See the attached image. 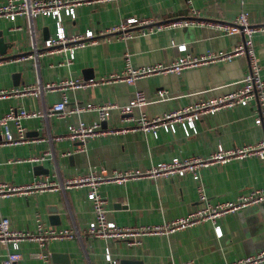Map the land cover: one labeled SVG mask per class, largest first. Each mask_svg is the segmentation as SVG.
I'll return each mask as SVG.
<instances>
[{"label":"crops","instance_id":"1","mask_svg":"<svg viewBox=\"0 0 264 264\" xmlns=\"http://www.w3.org/2000/svg\"><path fill=\"white\" fill-rule=\"evenodd\" d=\"M6 0H0V3ZM198 16L192 24L165 27L153 32L120 38L117 34L99 35L94 44L76 49L68 62L65 52L46 50L45 40L57 29L55 19L38 16L34 19L19 15L15 20L0 17V31L10 44L6 53L0 52V89L36 85L40 92L0 97V116L12 106L45 110L68 97V109L86 102L107 100L127 104L137 90L150 98L144 108L136 107L133 115L113 110L102 125L131 126L142 111L150 116L188 104L198 98L225 93L234 87L248 70V57L188 67L180 72L154 74L133 83L125 81L99 84L88 88L49 90L45 84L66 78H101L119 72L125 66V53H131L134 66L168 63L182 54H201L208 50L232 48L242 34H225L200 21L233 20L248 11L255 25H264V0H114L82 4L76 16H65L66 32L92 30L100 33L130 17L154 18L158 22ZM256 51L264 77V30L254 33ZM185 45V50L180 45ZM12 46V47H11ZM46 50L30 58H15L31 53L35 47ZM12 55V56H11ZM18 75V76H17ZM18 80L19 84L15 83ZM160 90L166 95L158 96ZM257 105H237L202 117L196 132L185 133L158 130V134L143 130L112 132L89 140L85 150L78 151L75 140H53L67 131L69 124L99 120L98 112L87 110L60 116L57 113L23 119L26 142L0 147V178L17 184L50 177L64 180L76 173L93 168L108 172L129 167L147 168L173 156L208 155L218 144L232 147L262 138L263 128L254 123ZM3 136L0 127V139ZM48 150L44 160L33 158ZM44 166L48 173L40 171ZM202 182L213 201L235 199L254 188L264 189V159L250 157L207 166L202 170ZM101 193L107 198L109 219L122 225L161 223L185 215L200 206L196 183L191 176L142 178L122 184H103ZM86 187L33 191L0 197V218L8 216L16 229H36L37 219L57 228L83 230L95 218ZM57 208V212L52 211ZM58 216V220L53 217ZM193 225L170 234L146 235L139 245L125 240L105 238H73L53 240L41 246L33 240L20 243L22 264H106L105 250L109 248L120 264H232L245 256L264 250V201L228 213L218 220ZM7 248L0 245V263ZM49 254L44 260L39 254ZM264 264V261L259 263Z\"/></svg>","mask_w":264,"mask_h":264},{"label":"built area","instance_id":"2","mask_svg":"<svg viewBox=\"0 0 264 264\" xmlns=\"http://www.w3.org/2000/svg\"><path fill=\"white\" fill-rule=\"evenodd\" d=\"M110 1L114 0H6L0 3V17L10 20H15L19 15H25L31 19L41 15L53 17L57 29L54 35L46 38L44 47L51 52H65L66 56H68V62H71L74 58L76 49L86 44L96 43L99 35L109 36L110 34H117L120 38H126L133 35L134 28H137L140 33H146L165 27H177L197 22L195 17L198 16V11L196 8H192L194 14L192 17L164 22H158L154 18L130 17L98 34L92 30L71 34L66 32L64 17L70 16L74 18L76 16V8L79 5ZM242 2H245V0H242ZM200 22L202 25L211 26L220 33L242 34V38L230 49L208 50L201 54H182L168 63L159 62L134 66L131 53L126 52L125 66L119 72H113L101 78H66L59 82H49L45 84V87L52 90L60 88H88L117 81L133 83L138 79L154 74L180 72L188 67L228 61L237 56H247L248 70L236 82L237 85L233 89L225 93L198 98L183 106L167 110L161 115L150 116L146 111H142L139 117L134 118L136 120L135 124L118 128L104 126L102 123L107 120L113 110H118L121 114L127 116L129 114L133 115L136 107L144 108L150 102V98H148L145 91L137 90L133 98L123 105L107 100L101 103L86 102L84 104H75L68 109L69 100L64 94L60 101L53 103L43 111L27 109L22 106H12L0 116V127L3 134L0 139V147L26 142V129L23 125L24 118L53 113L65 116L87 110L97 111L99 120L93 123L85 121L71 123L65 133L54 135L53 140H62L64 138L75 140L78 142L77 150L82 151L85 150L89 140L112 132L143 130L157 135L158 130L161 128L175 132L177 128L182 127L185 133L189 134L196 132V123L202 117L223 109L251 103L257 105L254 123L261 126L264 132V77L262 75V64L254 42V33L264 30V25L253 24L250 20L249 12L245 10H242L233 20L210 19ZM180 48L185 50V45H180ZM46 50H39L36 46L31 53H21L15 58L7 59L36 57L41 53L43 54ZM1 62H3L2 59H0ZM38 92L40 90L36 85H24L20 88L0 89V97ZM164 95H166L165 90L158 92V96L163 97ZM49 153L46 150L33 159L44 160ZM250 157L264 159V134L256 142H248L232 147L218 144L215 150L208 155L173 156L169 160L158 161L147 168L129 167L124 170H113L112 172H108L104 168H93L87 172L76 173L60 181L47 176L21 184L4 181L0 178V197L33 191L86 187L88 189V200L95 214V218L83 230L57 228L47 224L40 218L36 221V229H16L11 226V220L8 216H2L0 218V245H4L7 248V252L0 264H22L19 246L24 240H33L44 246L47 242L53 240L105 238L125 240L130 244L139 245L142 243V238L146 235L170 234L207 221L213 222L216 224V228H219L217 222L222 216L264 201V189L254 188L247 193L240 194L235 199L213 201L203 186L202 170L207 166ZM187 175L192 177L198 189L201 203L197 209L177 218L156 224L122 225L109 219L107 198L100 191L103 184H122L142 178H170ZM39 255L46 261L50 259L49 254L40 253ZM105 259L106 264H120L119 259L113 255L109 248L105 250ZM263 261L264 250L245 256L232 264H259ZM187 264L195 263L188 261Z\"/></svg>","mask_w":264,"mask_h":264},{"label":"water","instance_id":"3","mask_svg":"<svg viewBox=\"0 0 264 264\" xmlns=\"http://www.w3.org/2000/svg\"><path fill=\"white\" fill-rule=\"evenodd\" d=\"M12 47V46H11ZM7 48H10V44L8 43V42H6L5 40H4V37H3V35H2V32L0 31V52L1 53H6V51H7ZM19 55V54H18ZM12 56V55H11ZM18 76V75H17ZM18 80H15V83L16 84H19V82H17ZM39 167H41L40 168V171L41 172H44V173H48L49 172V170L47 169V168H44V166L42 167V166H39ZM52 211H54V212H57V208H52L51 209ZM55 215V214H54ZM57 215V214H56ZM54 216L53 218L54 219H57L58 220V216ZM128 263H135V264H138V263H136V262H128ZM141 264V263H140Z\"/></svg>","mask_w":264,"mask_h":264}]
</instances>
